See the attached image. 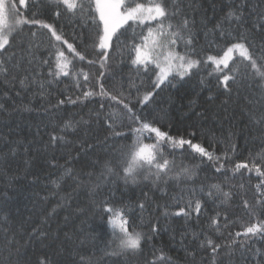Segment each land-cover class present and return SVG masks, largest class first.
Wrapping results in <instances>:
<instances>
[{"label":"trees","instance_id":"obj_1","mask_svg":"<svg viewBox=\"0 0 264 264\" xmlns=\"http://www.w3.org/2000/svg\"><path fill=\"white\" fill-rule=\"evenodd\" d=\"M130 2L147 4L148 0ZM255 2L256 0H253V3ZM15 3L27 18H35L52 25L58 34L73 44L77 52L85 56V60L81 61L74 56L66 44L55 42L48 29L31 24L24 25L23 31L13 36L7 52H0V59L8 60L13 52L17 54L16 58H19L21 50L26 52L29 45H32V51L38 58L34 62V70L40 72L39 78L51 79L48 72L50 68L54 71L56 51L51 45L56 43L65 53V57L72 61L70 65L72 71L79 72L83 69L90 74L88 87L84 90L95 88L99 92L97 83L99 80L118 99L111 100L97 95L83 103L62 106L58 117H72L75 120L83 117L90 123L81 125L75 135L69 136L73 144L45 151L43 145L47 134L43 127L48 124L49 116L45 114L44 108L47 107L48 99H42L38 94V85L30 86L24 91L20 89L18 81L15 86L0 84V103H3L6 109L0 110V264H37L39 259L46 255L51 256L55 264H79L81 256L90 257L92 264H145L146 260L153 258L154 252L159 256L160 249L172 258V264H192L185 248L189 250L197 248L198 242L193 241V233L207 232L210 218L215 216L217 211L220 212L219 223L223 232L217 241L220 243L228 241L230 232L233 235L237 231L242 232L250 222H256V219L249 216L243 208V201L247 200L255 205L259 198L258 185H261L264 178L255 170L249 172L247 169H241L236 174L231 170L236 163H250L249 152L255 155L260 150L259 140L255 139L258 132L246 114L245 97L255 94L254 86L249 88L248 81L238 77L236 82L231 83V92H226L223 85L218 84L216 76L210 75L214 69L211 63L201 64L183 80H179L178 77L174 79L172 83L175 87L171 84L161 85L160 89L155 90L154 98L141 111L142 106L137 103V98L143 97L146 88L151 90V79L149 75L143 73L137 75L131 65L129 49L132 44L133 28L125 25L119 30L118 39L114 37L107 49L109 53L107 64L102 69L99 54L103 50L94 46L98 42V37L97 29L91 21L63 13L57 17L55 7L50 6L48 0H31L27 9L19 6L18 0H15ZM199 4V10L193 13L196 20L193 47L199 58L205 60L208 55L218 53L221 55L220 48L224 41L218 34L215 37L212 34L205 37L206 29L200 22L201 18H206L207 26L212 27L226 10V0H199ZM140 30V27L135 28L136 33ZM32 32L36 35L33 36ZM254 39L259 46L261 41H264V35L255 33ZM183 50V46L178 49L181 52ZM50 53L53 55L50 56ZM44 59H48L50 63L40 64ZM89 60L96 62L89 64ZM12 62L14 63V60ZM24 67H31L27 65L26 60ZM101 71H104V77L99 76ZM25 74L21 71L17 75ZM79 81L83 85V75L79 76ZM132 83L139 86V93L135 88H130ZM46 88L53 94V97L49 98L52 103H55L57 98L76 99L77 95H82L76 87V80L71 76H61L58 82L54 81L46 85ZM16 91H21V95L17 96ZM4 92H8V96H4ZM125 97H127L125 102L130 100V106L140 115H146L149 120H154L162 131L172 137L191 139L192 143L200 144L217 156H222L225 152L227 142L221 141L231 127L236 133L232 142L238 146L235 154L230 161L225 162V169L217 172L216 169L220 165L215 160L209 161L206 157H201L187 144L174 149L171 144L164 143L162 149L165 158L174 160L177 168L188 166L193 169L195 175L190 180L153 183L151 179L145 180L142 175L136 183L125 184L123 180L113 177L107 187L102 185L95 194H91L89 191L91 184L85 183L77 188L76 181L65 177L60 187L56 188L52 182L64 171L59 166L71 167L78 173L82 166L91 160L109 158L113 147L118 149L121 145L132 144L134 136L127 127L117 129L126 133L127 139L109 137L106 143H97L109 136V132L105 130L104 115L121 113L123 106L119 100ZM190 102L194 104L190 106ZM101 103L104 104L102 111ZM25 105L33 110L25 111ZM97 111L101 112L99 120L95 115ZM198 113L202 115H197ZM123 123L130 124L126 118ZM38 126L41 128L40 136L36 134ZM85 129L89 133L86 137L88 142L94 145L87 153L74 146L75 141L85 137ZM193 131L195 136L191 137L189 134ZM155 140L153 135L144 142L151 144L155 143ZM15 141L22 143L13 156L9 149L16 146ZM25 144L29 148L27 154L24 152ZM4 153H7V156ZM229 155L232 153L229 152ZM53 159L56 167L49 163ZM26 160L29 162L25 163ZM87 170L90 169L85 168V171ZM83 179L88 180L87 177ZM212 185H219L223 191L231 193L228 204L217 207L220 200L208 195ZM260 191H264V185L260 186ZM69 193L70 199L65 198L61 203V197H66ZM144 193H147V196ZM106 197L114 206L125 208L127 218L137 231L150 234L152 224L159 225L158 233L151 241L144 243L141 253L122 256L109 254L115 248V243L112 241L107 215L103 212L101 204ZM190 199L193 201V207L197 199L201 201V212L197 214L193 210L190 216L175 215ZM141 201L146 204L143 213L138 206ZM58 204L60 206L56 208V212L52 216H47V213ZM165 205L168 215H164ZM225 213L228 215L227 226L224 221ZM41 221H44L41 230L46 235L43 237L30 235L34 227L41 225ZM250 246L253 249H264V238H253ZM202 259L203 264H210V256L204 251H198L196 264H200ZM219 260L220 264H243L239 249L232 257L227 255V249L222 250Z\"/></svg>","mask_w":264,"mask_h":264},{"label":"snow or ice","instance_id":"obj_2","mask_svg":"<svg viewBox=\"0 0 264 264\" xmlns=\"http://www.w3.org/2000/svg\"><path fill=\"white\" fill-rule=\"evenodd\" d=\"M30 2L31 0H19V5L27 9ZM48 4L55 7L57 17L61 16L62 13L73 17L79 16L95 25L98 42L94 46L103 50L99 54L102 69L107 64L109 55L107 49L111 46L114 37L118 39L119 30L123 29L125 25L133 28L132 44L129 49L131 65L135 68L137 75L143 73L149 75L151 79V90L146 88L143 97L137 98V103L142 106L141 111L154 98L155 90L160 89L161 85L171 84L172 87H175V84L172 83L174 79L178 77L179 80H183L192 73L193 69H198L201 64L208 65L210 62L214 66L213 73L210 75L216 76L218 84L223 85L226 92H231V83L236 82L238 77L248 81L249 88L254 86L255 94L245 97L246 114L249 122L255 126L258 132L255 139L259 140L260 150L255 155L251 151L249 152L250 163H236L231 170L234 174L239 173L241 169H247L249 172L255 170L260 177L264 178V41H261L257 46L254 39L255 33L264 35V0H256L255 3L253 0H226V10L210 28L207 26V19L201 18L200 22L206 29L205 37L209 34L215 37L218 34L220 39L224 41L220 48L223 54L208 55L206 60L200 59L193 47L196 30V20L193 13L200 8L199 0H148L147 4L143 2L132 3L130 0H48ZM213 7L215 8L214 2ZM29 24L41 25L48 29L55 42L66 44L74 56L81 61L85 60V56L77 52L73 44L68 43L61 34H58L52 25L35 18L29 19L24 13H21L15 0H0V52H7L13 36L22 32L23 26ZM136 27L141 28L139 33L135 32ZM145 28L147 29L146 32L144 31ZM31 34L36 35L35 32ZM181 46L184 49L182 52L178 51ZM32 47L29 45L26 52L22 49L19 58H16L17 54L13 52L8 60L0 59V84L15 86L18 81L20 89L24 91H27L30 86L38 85V94L42 99H48L47 107L44 108L45 114L49 116L48 124L43 127V131L47 134V139L43 145L44 150L73 144L69 136L75 135L81 125H88L90 121L83 119V117L80 120H75L72 117H58L57 114L61 111L62 106L65 104L76 105L78 102L83 103L97 95L111 100L118 98L110 93L99 80L97 81L99 92L95 88L84 90L88 87L90 74L84 72L83 69L79 72L72 71L70 68L72 61L65 57V53L57 47L56 43L51 45L52 48L56 49L54 71L50 68L48 72L51 79L39 78L40 72L34 70V62L38 58L34 55ZM49 55L51 56L53 53ZM25 60L27 65L31 67H24ZM95 62L94 60L88 61L89 64ZM49 63L48 59L40 61L42 65ZM21 71L26 74L18 76L17 74ZM80 75H83V85L79 81ZM104 75V71L99 73L100 77H104ZM61 76H71L75 79L76 87L82 92V95H77L76 99L71 97L67 99L57 98L56 102L52 103L49 98L53 97V94L47 90L46 85H50L54 81L58 82ZM130 88H135L137 93L140 91L139 86L135 83H132ZM3 95L8 96V92H4ZM16 95L20 96L21 91H16ZM125 100L127 97L119 100L123 106L121 113L113 112L104 115L105 130L109 132V136H106L104 141H97V143H106L109 137L127 139L126 133L117 130L127 127L134 136L132 144L121 145L118 149L113 147L109 158L91 160L87 165L82 166L78 173L71 167L59 166L64 171L52 182L56 188L60 187L65 177L76 181L77 188L85 183L91 184L89 189L91 194H95L102 185L107 187L108 182L112 181L113 177L123 180L125 184L136 183L142 175L145 180L151 179L153 183L167 182L168 180H190L195 175L193 169L188 166L177 168L174 160L165 158L162 149L164 143L171 144L174 149L182 148L187 144L201 157H206L209 161L215 160L220 165L216 169L217 172L225 169V162L230 161L235 154L238 146L232 142L236 133L231 130V127L221 141L222 143L227 142L225 152L222 156H217L200 144L192 143L191 139L170 136L156 126L154 120H149L146 115H140L130 106V100L128 102ZM191 104L194 102H190V106ZM103 108L104 104L101 103V111ZM0 110H6L3 103H0ZM24 110L32 111L33 109L25 105ZM100 114V111L95 113L98 120ZM197 115L202 114L198 113ZM125 118L130 122L129 125L123 123ZM36 134L37 136L41 135L39 126ZM88 135L89 133L85 129V137L79 138L74 144L76 148L85 153L94 147L88 142L86 138ZM153 135L156 138L155 143L144 142L145 139H151ZM189 135L194 137L195 132L193 131ZM14 143L16 146L9 149L13 156L16 155L19 150L18 146L22 141H15ZM28 151V145L25 144V154ZM229 152L232 155H229ZM4 155L7 156V153ZM28 162L25 161V163ZM49 163L53 167L57 166L54 159ZM85 168L90 170L85 171ZM97 168L99 169L98 172L96 171ZM83 177H87L88 180L85 181ZM93 178H95L94 182ZM261 185H264V179L261 180ZM261 185H258L259 198L255 205L247 200L243 201V208L249 216L256 219V222H250L243 228L242 232L237 231L234 235L230 232L228 241L220 243L217 241L223 232L219 223L220 212L217 211L216 215L210 218L207 232L193 233V241L198 242L197 248L191 250L185 248L186 255L191 257L192 264H196L198 251H204L210 256V264H220L219 257L224 249H227V255L230 257L235 256L237 249H239L243 264H264V249H253L250 246L253 238H264V191H260ZM194 192L195 189H193ZM112 195H115L114 191ZM144 195L147 196V193ZM208 195L213 199L220 200V205L217 207L228 204L231 200V193L223 191L219 185H212ZM70 197V193L66 194V197H61V203L65 198L70 199ZM101 204L103 212L107 215V224L111 229L112 241L115 243V248L109 253L110 255L122 256L141 253L144 243L151 241L159 231V225L156 223L152 224L150 234L137 231L127 218L123 206H114L107 197ZM59 206L60 204L53 207L47 216H52ZM138 206L141 213L146 210L145 202L141 201ZM164 207V215H168L167 205ZM201 209L202 203L199 199L195 201L194 207L193 201L190 199L187 205L180 207L179 212L175 215L190 216L193 210L199 214ZM224 221L225 226H227V213L224 214ZM43 223L44 221H41V225L34 227L30 235L45 236L46 233L41 230ZM183 239L184 236L182 235V244ZM159 253L157 256L154 252L153 258L146 260L145 264H172V258L167 256L163 249H160ZM37 264H55V262L51 256L46 255L39 259ZM79 264H92V260L90 257L81 256ZM200 264H203V259Z\"/></svg>","mask_w":264,"mask_h":264},{"label":"rangeland","instance_id":"obj_3","mask_svg":"<svg viewBox=\"0 0 264 264\" xmlns=\"http://www.w3.org/2000/svg\"><path fill=\"white\" fill-rule=\"evenodd\" d=\"M18 3H19V0H18ZM18 5H19V4H18ZM19 6H20V5H19ZM21 7H23V6H21ZM222 54H223V53H222ZM222 54H221V55H222ZM206 58H207V57H206ZM205 60H206V59H205ZM209 63H210V62H209ZM213 67H214V66H213Z\"/></svg>","mask_w":264,"mask_h":264}]
</instances>
